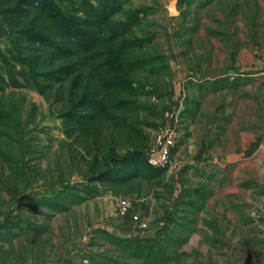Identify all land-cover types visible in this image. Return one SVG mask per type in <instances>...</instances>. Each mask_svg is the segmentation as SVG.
Here are the masks:
<instances>
[{
    "label": "rangeland",
    "instance_id": "obj_1",
    "mask_svg": "<svg viewBox=\"0 0 264 264\" xmlns=\"http://www.w3.org/2000/svg\"><path fill=\"white\" fill-rule=\"evenodd\" d=\"M68 1L57 0L64 11ZM170 1L132 0L114 17L138 12L128 37L144 46L131 57L159 55L165 66L130 75L137 107L125 125L104 123L83 144L65 135L59 114L69 97L99 93L84 81L0 93V152L10 158L0 160V224L16 222L11 233L0 229V264H264V0H178L177 16L168 15ZM11 43L0 32V46ZM16 48L27 56L24 43ZM41 57L39 72L56 67ZM208 64L230 70L203 81ZM179 103L163 176L90 180L106 170L111 149L122 156L151 145L162 114ZM72 189L83 201L65 212L37 205ZM119 199L142 212L154 237L142 239L131 215L117 214ZM104 234L159 244L165 261L136 259Z\"/></svg>",
    "mask_w": 264,
    "mask_h": 264
},
{
    "label": "trees",
    "instance_id": "obj_2",
    "mask_svg": "<svg viewBox=\"0 0 264 264\" xmlns=\"http://www.w3.org/2000/svg\"><path fill=\"white\" fill-rule=\"evenodd\" d=\"M131 1L69 0L70 10L64 11L57 0H0V32L12 42L11 47L0 46V93L8 87L41 91L45 83L58 84L71 79L74 85L84 81L97 85L99 93L94 95L85 90L78 98L69 97L66 111L59 114L65 135L83 144L97 138L104 123L125 125L128 115L137 107L130 99L138 92L130 75L142 69L154 73L165 69L159 55L131 57L135 49L144 46L143 40L128 37L138 23V12L114 21L116 14ZM18 43L26 45L27 56L16 48ZM40 56L56 67L39 72ZM0 160L7 163L10 158L0 152ZM164 173V169L148 164L146 147L140 146L122 156L111 149L106 170L93 172L90 180L114 186L155 180ZM74 189L42 198L37 205L65 212L68 202L83 201ZM7 221L0 224V229L11 233L16 222ZM104 235L121 252L136 259L147 263L165 261L160 259L165 250L159 244L144 247Z\"/></svg>",
    "mask_w": 264,
    "mask_h": 264
},
{
    "label": "built area",
    "instance_id": "obj_3",
    "mask_svg": "<svg viewBox=\"0 0 264 264\" xmlns=\"http://www.w3.org/2000/svg\"><path fill=\"white\" fill-rule=\"evenodd\" d=\"M181 104L165 110L162 114L163 123L155 132L151 145L146 147V157L149 165L166 169L169 159L175 149V133L177 129V118L180 113ZM115 210L119 216L131 215V220L138 226L143 234L146 231L147 223L142 217V212L133 208L128 200L119 199L115 203Z\"/></svg>",
    "mask_w": 264,
    "mask_h": 264
},
{
    "label": "water",
    "instance_id": "obj_4",
    "mask_svg": "<svg viewBox=\"0 0 264 264\" xmlns=\"http://www.w3.org/2000/svg\"><path fill=\"white\" fill-rule=\"evenodd\" d=\"M178 0H171L167 6V12L169 16H177L179 12L176 10ZM230 70L229 66H223L220 68L212 67L208 64L201 72V78L203 81L206 80H215L224 76L226 72ZM142 239L154 237V232H145L142 233Z\"/></svg>",
    "mask_w": 264,
    "mask_h": 264
}]
</instances>
